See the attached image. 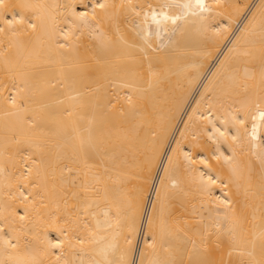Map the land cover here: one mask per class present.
<instances>
[{
    "label": "bare ground",
    "instance_id": "obj_1",
    "mask_svg": "<svg viewBox=\"0 0 264 264\" xmlns=\"http://www.w3.org/2000/svg\"><path fill=\"white\" fill-rule=\"evenodd\" d=\"M0 264H264V0H0Z\"/></svg>",
    "mask_w": 264,
    "mask_h": 264
},
{
    "label": "rangeland",
    "instance_id": "obj_2",
    "mask_svg": "<svg viewBox=\"0 0 264 264\" xmlns=\"http://www.w3.org/2000/svg\"><path fill=\"white\" fill-rule=\"evenodd\" d=\"M91 43L94 44L95 43V39L94 38H91Z\"/></svg>",
    "mask_w": 264,
    "mask_h": 264
}]
</instances>
